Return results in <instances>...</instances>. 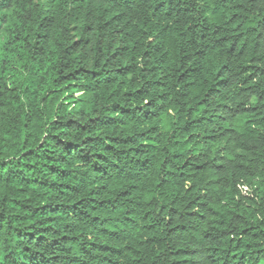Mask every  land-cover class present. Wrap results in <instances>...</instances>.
<instances>
[{
  "label": "trees",
  "instance_id": "1",
  "mask_svg": "<svg viewBox=\"0 0 264 264\" xmlns=\"http://www.w3.org/2000/svg\"><path fill=\"white\" fill-rule=\"evenodd\" d=\"M0 264H264V0H0Z\"/></svg>",
  "mask_w": 264,
  "mask_h": 264
}]
</instances>
